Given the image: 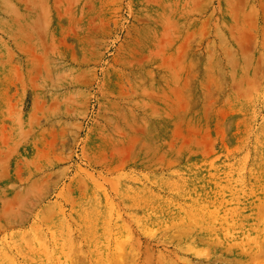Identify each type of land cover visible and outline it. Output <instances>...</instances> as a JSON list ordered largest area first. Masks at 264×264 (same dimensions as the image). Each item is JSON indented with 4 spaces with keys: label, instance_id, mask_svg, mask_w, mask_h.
Instances as JSON below:
<instances>
[{
    "label": "rangeland",
    "instance_id": "1",
    "mask_svg": "<svg viewBox=\"0 0 264 264\" xmlns=\"http://www.w3.org/2000/svg\"><path fill=\"white\" fill-rule=\"evenodd\" d=\"M0 264H264V0H0Z\"/></svg>",
    "mask_w": 264,
    "mask_h": 264
}]
</instances>
